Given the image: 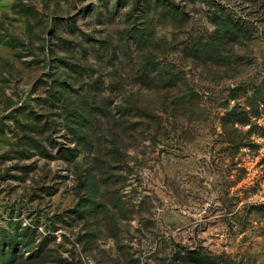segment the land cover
<instances>
[{
  "label": "rangeland",
  "instance_id": "374dc122",
  "mask_svg": "<svg viewBox=\"0 0 264 264\" xmlns=\"http://www.w3.org/2000/svg\"><path fill=\"white\" fill-rule=\"evenodd\" d=\"M0 264H264V0H0Z\"/></svg>",
  "mask_w": 264,
  "mask_h": 264
},
{
  "label": "trees",
  "instance_id": "16d2710c",
  "mask_svg": "<svg viewBox=\"0 0 264 264\" xmlns=\"http://www.w3.org/2000/svg\"><path fill=\"white\" fill-rule=\"evenodd\" d=\"M247 26L240 22V20H230L228 19V22L225 26L222 28V32H220L217 37H212L211 42L206 47V50L204 51L206 56H203L201 51L193 52L192 57L194 60H199L201 63L208 64L209 61L218 62L221 61L222 56V50L224 51L223 45H228L230 43H233V45L237 44L240 39L248 38V30L246 29ZM248 34V35H247ZM75 122L77 124L76 127H82L84 124V118L82 117H76ZM83 136V131H81L78 134V137ZM73 149V148H72ZM74 155V154H73ZM77 156V155H75ZM4 242H6V238H3ZM10 244L13 243L15 240L13 237L10 238ZM9 243V242H8ZM9 244V245H10ZM16 247L13 246V248ZM6 252V250H5ZM7 254V252H6Z\"/></svg>",
  "mask_w": 264,
  "mask_h": 264
}]
</instances>
